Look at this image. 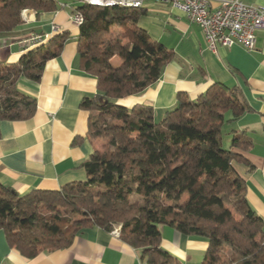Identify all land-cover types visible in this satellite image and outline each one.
I'll return each instance as SVG.
<instances>
[{
	"label": "trees",
	"instance_id": "16d2710c",
	"mask_svg": "<svg viewBox=\"0 0 264 264\" xmlns=\"http://www.w3.org/2000/svg\"><path fill=\"white\" fill-rule=\"evenodd\" d=\"M56 9L54 0H0V33L19 26L23 10ZM77 11L83 16L78 57L98 93L81 107L89 112L87 137L101 147L84 163L82 183L24 196L0 185V231L8 246L33 258L67 248L84 229L111 232L119 225L118 237L145 264H181L160 247V228L167 226L207 241L200 264H264V222L232 166L241 159L231 149L250 143L235 135L228 150L222 147L223 126L249 110L242 94L213 84L194 101L179 96L159 123L149 107L119 106L154 85L174 54L137 26L141 9L83 5ZM67 40L58 34L16 64H0V121L32 117L36 101L17 84L38 82Z\"/></svg>",
	"mask_w": 264,
	"mask_h": 264
},
{
	"label": "crops",
	"instance_id": "0c3cea01",
	"mask_svg": "<svg viewBox=\"0 0 264 264\" xmlns=\"http://www.w3.org/2000/svg\"><path fill=\"white\" fill-rule=\"evenodd\" d=\"M220 0H209L210 10ZM51 12L23 10L21 24L0 33V64H16L34 49L31 39L42 43L65 33L68 40L60 54L46 62L38 82L22 79L17 88L36 101V110L24 121H0V185L24 196L33 190L58 191L71 183L86 180L84 163L101 143L87 137L89 112L81 107L97 93L96 79L86 73L78 57L80 27L71 17L83 6L78 0H54ZM264 9V0H247ZM137 26L152 40L174 54L159 80L136 96L117 101L119 106L151 108L159 123L167 111L177 106L179 96L196 100L213 84L235 88L249 107L242 117L222 128L225 150L233 136L250 145L231 149L240 162L232 166L244 181L245 198L251 210L264 222V30L256 33L253 51L239 45L206 47L201 29L178 9L148 1ZM24 17V18H23ZM56 28L57 30H54ZM38 47V46H37ZM229 118V117H228ZM160 247L181 264H200L207 241L185 237L170 227L160 228ZM0 264H145L139 252L102 229H84L65 249L41 252L33 258L10 248L0 231Z\"/></svg>",
	"mask_w": 264,
	"mask_h": 264
},
{
	"label": "built area",
	"instance_id": "2783aa9c",
	"mask_svg": "<svg viewBox=\"0 0 264 264\" xmlns=\"http://www.w3.org/2000/svg\"><path fill=\"white\" fill-rule=\"evenodd\" d=\"M80 3L83 0H78ZM105 8L109 3H146L169 5L180 10L192 24L197 25L204 36L206 47L215 53L217 47L239 45L246 51H253L256 45V33L264 30V9L254 7L247 0H220L214 10L209 8V0H91ZM74 25L83 21L80 12L71 17ZM54 30H57L54 28ZM31 39L32 44L38 43ZM118 230V229H113Z\"/></svg>",
	"mask_w": 264,
	"mask_h": 264
},
{
	"label": "bare ground",
	"instance_id": "6f19581e",
	"mask_svg": "<svg viewBox=\"0 0 264 264\" xmlns=\"http://www.w3.org/2000/svg\"><path fill=\"white\" fill-rule=\"evenodd\" d=\"M83 5H88V6H92V7H100L99 3H94V1L91 0H83L82 2ZM145 3H109L108 5H106L105 8H109V7H118V8H134V9H142ZM24 11L22 12V16H23ZM24 18V17H23ZM83 21H80L78 24V27L82 24ZM41 40L38 39V43L37 44H32V47L40 44ZM112 234L116 235L118 237L119 235V231L118 230H112L111 231Z\"/></svg>",
	"mask_w": 264,
	"mask_h": 264
},
{
	"label": "rangeland",
	"instance_id": "374dc122",
	"mask_svg": "<svg viewBox=\"0 0 264 264\" xmlns=\"http://www.w3.org/2000/svg\"><path fill=\"white\" fill-rule=\"evenodd\" d=\"M119 63H120V61H119L117 58L113 59L112 62H111V64H112L114 67H117V66L119 65ZM222 147H223V148H226V144L223 143V146H222ZM118 228H119V225H115L113 229H118Z\"/></svg>",
	"mask_w": 264,
	"mask_h": 264
}]
</instances>
